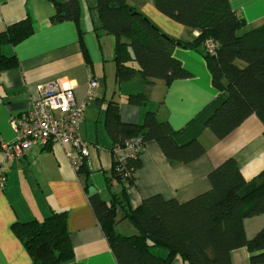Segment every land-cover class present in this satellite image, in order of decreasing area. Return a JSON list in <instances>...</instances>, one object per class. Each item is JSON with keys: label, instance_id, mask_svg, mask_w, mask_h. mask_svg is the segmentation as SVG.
<instances>
[{"label": "crops", "instance_id": "1", "mask_svg": "<svg viewBox=\"0 0 264 264\" xmlns=\"http://www.w3.org/2000/svg\"><path fill=\"white\" fill-rule=\"evenodd\" d=\"M78 2L77 22H53L50 19L55 9L49 0H0V32L27 16L33 24L29 36L0 48L3 55L13 56L18 62L15 68L0 71V143L15 139L12 119L30 107L32 100L39 96L41 84L55 81L61 87L72 88L75 100L81 102L86 98L90 80H95L93 98L86 103L79 133L89 144L86 170L90 190L107 202L110 191L119 193L122 188L111 177L113 139L105 126L106 107L110 102L118 106L122 123L141 124L145 111H154L159 121L168 123L175 144L184 145L197 139L205 148L201 157L188 163H175L165 158L155 141H146L138 158L140 167L135 181L126 189L131 209L156 194L183 202L206 192L210 187L208 173L228 157L234 158L246 180L239 191L241 196L264 183V177L259 176L264 170V127L255 115L247 117L221 139L205 127L225 96L212 85L200 51L179 46L172 49V57L190 74L188 77L165 84L162 80L145 82L136 74L130 80L117 82L114 38L103 30L94 33L87 8L94 0ZM127 2L171 38L192 40L197 34L195 29L160 12L153 0ZM230 5L240 12L247 26L264 24V0H230ZM136 93L146 96L145 104L128 103V96ZM67 150V144L48 141L31 148L21 159L3 162L0 264H31V256L12 230V224L33 219L41 221L53 212L65 214V228L73 253L60 264H118L89 205L85 177L72 169ZM106 177L111 180L110 190ZM121 217V209L116 205L115 232L136 234V227ZM262 227L264 213L243 220L247 238H252ZM153 251L162 256L167 253L158 248ZM249 256L245 248H237L231 251L230 262L250 264ZM170 264L185 262L176 255Z\"/></svg>", "mask_w": 264, "mask_h": 264}, {"label": "trees", "instance_id": "2", "mask_svg": "<svg viewBox=\"0 0 264 264\" xmlns=\"http://www.w3.org/2000/svg\"><path fill=\"white\" fill-rule=\"evenodd\" d=\"M49 1L55 9L51 21H78V0ZM153 1L164 15L195 29L196 36L192 40L169 37L127 0H94L87 6L94 33L103 30L114 38L116 81L130 80L137 74L145 82L162 80L169 84L188 77L190 74L171 52L177 46L195 49L203 54L212 85L225 96L205 127L217 139L226 137L250 115H255L264 127V24L247 26L230 0ZM32 31L28 16L7 26L0 32V48L18 43ZM208 38L216 42L214 54L204 49ZM17 64L13 56L0 52V71ZM127 100L143 105L147 98L136 93ZM106 108L105 126L113 144L141 135L145 142L155 141L165 158L175 163H188L205 153L197 139L175 144L168 123L159 121L154 111H145L141 124H130L120 122L115 103L110 102ZM138 158L113 161L111 177L122 188L119 193L110 191L108 202L90 190L86 165L77 172L85 177L89 205L118 264H170L176 255L185 264H231L230 253L237 248L250 253V264L264 262V227L252 238H247L243 229L244 218L264 213V183L241 196L239 191L246 180L234 158L228 157L211 169L206 192L183 202L156 194L131 209L126 189L135 181ZM259 176L264 177V170ZM105 180L110 190L111 180ZM116 205L121 209V219L136 227V234L115 232ZM12 230L29 252L31 264H60L72 257L63 212H53L41 221L15 222ZM155 248L164 249L166 255H158Z\"/></svg>", "mask_w": 264, "mask_h": 264}, {"label": "built area", "instance_id": "3", "mask_svg": "<svg viewBox=\"0 0 264 264\" xmlns=\"http://www.w3.org/2000/svg\"><path fill=\"white\" fill-rule=\"evenodd\" d=\"M208 54H214L216 42L208 38L203 43ZM95 80H90L85 100L77 102L72 88L61 87L55 81L40 85L39 96L32 100L28 109L12 119L15 139L12 142H1L0 151V189L4 187L3 162L23 158L31 148L44 145L48 141L67 144V159L77 173L86 165L89 157V144L85 142L79 128L83 119L86 103L93 98ZM141 135L125 138L111 147L113 161L124 162L136 159L145 147Z\"/></svg>", "mask_w": 264, "mask_h": 264}, {"label": "rangeland", "instance_id": "4", "mask_svg": "<svg viewBox=\"0 0 264 264\" xmlns=\"http://www.w3.org/2000/svg\"><path fill=\"white\" fill-rule=\"evenodd\" d=\"M81 1L84 3V0H81ZM248 11H249V10H248ZM238 14L240 15V12H238ZM260 21H261V20H260ZM251 25H253V23H252ZM245 27H247V26H245ZM238 65L242 67V66H243V63H242V62H238Z\"/></svg>", "mask_w": 264, "mask_h": 264}]
</instances>
